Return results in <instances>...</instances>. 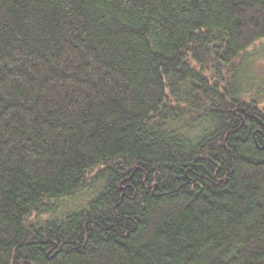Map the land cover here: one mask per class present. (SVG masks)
Returning a JSON list of instances; mask_svg holds the SVG:
<instances>
[{"label": "trees", "instance_id": "trees-1", "mask_svg": "<svg viewBox=\"0 0 264 264\" xmlns=\"http://www.w3.org/2000/svg\"><path fill=\"white\" fill-rule=\"evenodd\" d=\"M262 39L264 0H0V264H264Z\"/></svg>", "mask_w": 264, "mask_h": 264}, {"label": "rangeland", "instance_id": "rangeland-1", "mask_svg": "<svg viewBox=\"0 0 264 264\" xmlns=\"http://www.w3.org/2000/svg\"><path fill=\"white\" fill-rule=\"evenodd\" d=\"M242 63V80L248 94L264 105V39L257 41L247 52L243 53L239 59ZM86 196L80 195L75 199H69V207L81 204ZM68 200V199H67ZM71 202V203H70Z\"/></svg>", "mask_w": 264, "mask_h": 264}]
</instances>
